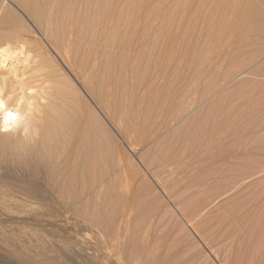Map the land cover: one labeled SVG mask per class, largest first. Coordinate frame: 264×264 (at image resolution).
I'll return each instance as SVG.
<instances>
[{
  "label": "bare ground",
  "instance_id": "1",
  "mask_svg": "<svg viewBox=\"0 0 264 264\" xmlns=\"http://www.w3.org/2000/svg\"><path fill=\"white\" fill-rule=\"evenodd\" d=\"M131 1L133 3L134 0ZM131 1H126L128 2L127 7L133 9L135 12H132L133 10L131 9V11H129L127 7L126 9H128L131 14L134 13L133 15L137 18H139L138 15H136L138 13L139 16H141V20H145V18L147 19V16L151 14L152 11H149L148 9V11L146 10V15H148H142V13L145 14L144 7H147L145 6L146 4L144 7L140 8L143 10L142 12L139 11V7H141L139 5L141 4V2H139L140 0H135L138 1V7H135L134 3L131 4ZM182 1L183 8H181L183 9V19H181L183 23V58L180 57L183 59L181 61L183 62V78L180 82L182 85L179 86L177 84L178 81H176L177 83L174 81L182 88V99L178 100V104L177 101H175L177 107L174 106L176 107V110L175 115L173 116L175 119L181 120V123L178 124L182 125H179L178 127L182 126L183 128L181 127L182 129L180 135H178V139L176 140L177 137H174L175 141L173 140V143H178H174V145L172 143V145L170 144L167 146L163 142L164 146L160 149L161 154L158 153L159 148L161 147L160 144V146L154 148L158 154H150L149 152V156L147 154L145 155L147 156V161L145 162L146 164L144 168L148 167L147 171H149L150 168L151 171L154 169L152 175H155V178H153L157 180L158 184L160 180L164 181L165 179L166 181L168 175L173 174L179 176L180 178H176L180 180L181 177L188 176V168L195 167L196 170L192 169L194 172L191 171V169V172L189 171L190 173L193 172L197 175V178H194V182H196L192 186L195 191V199L188 200L189 203L186 204L184 210L191 216H185L192 217V219L193 217L197 218V221L195 218L194 220L196 223L199 222V226L200 223L202 225L204 224L203 229L205 228V231L210 229L212 231L215 230L214 235L212 232H209V235L212 234L210 236H213V238L215 236L217 237H215L217 241L212 238L215 240V242H213L216 243L220 240L219 243L222 246L224 245V248L228 251L227 254L225 253V250L224 253H220L221 255L226 254V259L223 264H264V0ZM118 3L119 0H0V104H2V107H0V172L1 170L4 171L3 174L2 172L0 173L2 174L0 175V197L5 199L8 198V196H14L16 194L19 199L20 197L27 199L28 203L31 202L30 200L34 201L33 203L37 201L36 203L38 204H40L41 201L47 202L46 200H52L51 202L57 201L60 204L63 203L65 210L70 213L69 215L74 214L73 216L75 217L76 215L78 218L81 217L85 223H88L93 229L95 228V231L96 229L97 231H100V235L101 233L105 234L104 237L107 238V243L105 242L106 244L104 243V246L106 245V249L108 247L107 244L109 247L111 246V248H113L112 250L115 251V257L120 253L118 258L122 255L124 256L123 259H126L131 264H144V262L147 261L150 264V260H152L153 257V251L149 255L148 253L151 250L145 251V253L147 252V256L143 259L142 254L139 255V253H136V250L134 249L136 246L132 247L135 252L134 250L131 251L132 249L130 250L131 246L128 244L130 239L128 240V243L126 242V239L124 241L130 246L129 249L125 246L129 251L125 254L120 252L122 251L121 249L123 248V245H121V249V246L118 247V245L120 244L122 233L126 226L125 224H127L126 218H130L128 217V211L130 210L125 211L126 208L121 207L120 203L119 207L123 210L121 211L119 209L120 211H118V208H116L118 205L114 202V196H112L113 198L110 196V194H112L110 191L112 190H110L109 187H112V185L103 183V180L106 179V177L103 178L104 162H102L104 155H113V150L115 151L114 147L116 146H114V140L111 138V134H109V131L107 130L108 128L106 129L102 120L99 119L98 114L94 112L95 109L92 111L90 107L88 108L89 105L84 100L81 90L73 81V79L78 81L79 77L82 76L84 82H87L89 78L85 76L84 72H87L90 67L95 69L98 67L95 71H100L101 76L102 74L104 77L106 75L107 77L105 78H107V80H109L110 75H112L111 72L117 71L118 69L119 72L121 68L122 71H124L125 67H127L126 70H128L131 77L125 76L123 80L130 78L128 80L130 84L129 82H125L123 88L119 86L124 92L123 96H126L123 102L118 100L120 101L118 106L121 107L117 106L119 111L121 109V111L126 113L125 116L131 112L129 113L131 117L132 113L134 116L137 113L140 116L139 112H142L141 114H147V111L152 108V110L148 111V115L153 114L154 112L157 113L158 111H161V113L165 111V115H168L166 114V106H168L166 105V94L169 92L162 88L163 90L161 89V91L164 92L158 93L160 88L165 85V82H167L165 80L167 77L165 79H162V76L158 78L160 72L154 76L150 75L153 73V70L157 72L161 71L162 73V68L164 69L165 65H168L167 62L162 60L161 63L160 61L157 62L158 65L153 62V65L148 64V61L144 60L147 64H143V62L140 63L142 59H150L152 56L157 57V55L160 56L159 54H161V56L163 55V52L157 48V45L154 47V50L155 48L158 49L157 52L151 50L153 45L151 46L152 48L149 47L150 44L148 43V40L151 42L156 36L153 37L155 34H151L152 40L148 37L146 39V35H144L145 37H142L144 40L146 39L145 43L147 42L149 45L148 47L150 48L146 52L142 51L141 46L144 43L141 45V42H139L140 39H135V37H133L134 35L132 31H134L135 27L133 26V29L130 27L132 35L128 34L127 29H124L125 24L122 25L121 21L124 18L121 19L122 16L119 14L121 12L123 15V10L120 11V7L121 5L123 7V4L119 7ZM129 3L130 7L128 6ZM12 4L26 15L24 16L29 19L34 27H30L28 22H26L23 16L15 10L16 8H14ZM132 5L133 7H131ZM91 6H97L98 10H102V13L106 10L104 13L107 15L104 14L105 16L103 17L101 15L102 13L96 14L100 12H97L96 9L95 14L97 16H93L91 13L93 17L96 16L95 19H93L90 16V11L92 10L90 9L92 8ZM136 8L139 9H137L139 12L135 10ZM126 11L124 14L126 13L125 15H128L129 17L130 14ZM88 13L89 17L92 18H89L91 19L89 21L87 18ZM134 16L133 18L132 16L129 17V21L127 20L128 23H123L129 24L130 26V19H134L137 22L134 21L133 23H137L138 25L141 20L139 19L140 21H138ZM142 16L144 19H142ZM150 17L152 16L150 15ZM118 19L121 21H119L121 23L120 26ZM143 22L144 21H142V23ZM116 23H118L117 27L121 28V26H124L122 29L123 32L119 29L121 31V36L118 34L119 32L115 34V32L118 31V28L115 25ZM146 24L148 25V21ZM143 25L144 23L142 26ZM147 25H144L145 28L143 26L142 29L137 28L140 29V31L145 29L143 32L148 35L146 30ZM139 27H141V25H139ZM149 27L151 26L149 25ZM92 29L96 31H93V34H91L92 32L90 33L91 40L102 38L101 43L96 45V43H91L92 41H88L89 39L86 38L87 42H85V45L82 44L84 47L81 46L82 41L85 39L83 35L85 34L87 37L84 32L91 31ZM106 29L109 30L104 34V30L106 31ZM143 32L142 35L144 34ZM136 37H138V35ZM160 39L162 41V36ZM46 45L48 47H46ZM145 47L148 49L147 46ZM180 47L181 46H179V48ZM81 48H84L82 54L79 53ZM171 51L173 52V49ZM120 52H122V56H125V52L127 53L125 56L128 59L126 65L122 63L125 57L124 59L122 58V60L119 58V55H121ZM54 55L59 57L63 67L54 60ZM170 55H172V53L169 54V56ZM155 60L156 59H154V61ZM169 61L171 60L169 59ZM139 63L140 65H143L138 66ZM177 63V65L175 64L176 67L180 62ZM179 67L180 66H178L177 69H179ZM165 70L166 69H164V71ZM141 72H146L145 74L148 76L146 77L144 74L142 75ZM124 73H126V71ZM124 73L123 76L125 75ZM128 73L126 74L128 75ZM178 73L179 72H177V75L180 77L182 73ZM33 74L39 75L37 77H31ZM121 74L119 77H121ZM139 74L140 76H135ZM164 74L166 75V73H162L161 75ZM177 75L175 74V76ZM119 77L117 73V78ZM99 78L97 79L99 80ZM105 78H102L99 82L97 80L98 88L96 87L97 96H95V99L98 97L97 101H101L103 97L106 96L104 90H107V87L110 86L111 88L112 85L111 83L108 85V82L112 80L116 83L112 78H110V81H107ZM123 80L119 81L124 83L126 80ZM127 84H129V87H126ZM119 87L117 88L120 91L121 88ZM164 87L166 88V86ZM112 88H116V85ZM177 89L179 90V88ZM108 91L109 88L107 93ZM110 92L113 93L114 91L112 90ZM110 94L108 96H110ZM150 98L154 100L152 101V104L159 103L155 104V106H159V109L156 108L157 106L155 107L153 105V107L150 101L148 103ZM167 98L171 99V96L170 98ZM113 102L116 103L115 100H113ZM141 102H145L144 106L150 104V108L149 105L148 108L140 107L139 105H141ZM104 103L106 104V101H104ZM106 105L104 106V111L109 113L110 119L113 121L122 119L120 116L122 117L124 114H120L117 107H113V103L111 104L112 106L109 104L110 107L107 105V109ZM153 108H156V111ZM139 109L148 110L141 111ZM172 110L170 111V114H174L172 113L174 112ZM133 111H135V114ZM136 111L138 112L136 113ZM151 111L152 113L149 114ZM8 113H11L14 119H10ZM116 113L120 114L119 118ZM148 115H146V119L149 118ZM159 115L164 116L160 113ZM154 116L155 113L149 121H156V117L158 116H155V120L153 121ZM130 117L128 115L127 118ZM172 117H170V120H172ZM142 119L145 121V118ZM164 119L167 120L166 116L163 118V121ZM117 121L116 123L118 125L119 123H122V121ZM125 121H127V119H124V122ZM163 121L159 122L161 125L154 123L156 126L159 125L163 127ZM145 122L142 121V123H140L141 127L143 124L144 129L142 127V130L144 133L141 132V134L143 133L141 136L142 139L135 138L137 139V142L138 140L143 141L145 138L144 136H153V134L151 135L149 132L147 133V131L150 130L146 131V126L148 125H145ZM175 122L176 121H174V123ZM148 123L146 122V124ZM122 124L124 126L125 123ZM129 124H125L124 128ZM166 124L167 123L164 125ZM165 127L167 128L168 126L166 125ZM176 128L174 127V129ZM177 129L180 130V128ZM157 132L158 130L156 129L155 134H157ZM146 133L147 135H145ZM171 134L176 135L175 131L172 133V130ZM124 136L125 135H123V137ZM171 137L172 135H170V138ZM135 139H133L134 142ZM144 140L151 141L148 138H145ZM130 143L131 142H129V145ZM131 147L132 146H127L129 152L133 155H137ZM152 151L154 152V150ZM115 153V155H117V164L120 166L123 160L119 155V151H115ZM138 162L143 165V161L140 157H138ZM114 164H116V162ZM193 165H197V168ZM124 166L121 165L120 167H123L125 170ZM166 173L168 175H166ZM176 173L181 174V176ZM164 175L166 177H162ZM175 176L172 177L175 179ZM193 177L194 176L192 175V178ZM184 178L182 180H184ZM179 183L177 186L180 185ZM186 183L188 184L187 181ZM190 183L191 182H189V184ZM143 184L145 183L143 182ZM187 184L185 186H187ZM103 185L104 187L105 185L108 187L106 186V189H104ZM113 185L114 188H117L115 187V183ZM184 189H181V191ZM191 189L188 188V192H190ZM146 190L148 189L146 188L145 191ZM106 192H109V194ZM115 194L116 193H114V195ZM151 195L150 197H152ZM178 196L180 197L181 195ZM109 197H111V199H109ZM148 197L149 196H146L145 200L149 199ZM181 197L183 198V196ZM107 198L111 201L113 199L112 203L114 202L117 206L115 204L114 206L112 205L113 207H111L113 209L110 210V212L109 209L106 208L108 214H103L102 212L99 214L100 210L99 213H97L98 202L104 200L103 202H100L101 204L104 203L103 207H108L105 204H112L105 203L109 201L105 200ZM116 199L115 201H118L119 197L117 200ZM21 200L23 201V199ZM59 203L55 202L58 207ZM93 204H96L97 206H94ZM101 204L99 207L103 205ZM139 205L140 204H138V206ZM94 207L97 208L96 211ZM134 209L136 208L134 207ZM105 210L102 211L104 212ZM182 213H184V211ZM181 214L179 213L182 217ZM190 221H187V224L188 222L190 223ZM141 224L142 223H140V226ZM133 225H131V228H134ZM188 226H191V224H188ZM127 230L129 229L127 228ZM198 230L196 232H198ZM97 231L96 233H99ZM131 232H133V230ZM129 233L128 237L131 235H129ZM145 233H147V230ZM146 235H148V233ZM99 236L97 237L98 239ZM21 237L23 236L21 235ZM93 237L95 238L96 235ZM104 237L102 238L103 241H105ZM143 237L146 238L144 235ZM156 237L157 236L154 238ZM135 238L138 239L137 234L135 235ZM141 238L139 239V243L140 240L143 241V238ZM122 239L124 238L122 237ZM39 240H37V244H39ZM202 240L203 239H201V241ZM42 241L45 242L44 240ZM103 241H101V244ZM132 241L134 242V239ZM147 241L145 243H149ZM97 242H99V240ZM136 243L137 245L139 244L138 241L134 242L135 245ZM28 244L30 245V243ZM43 244L35 245L36 247L34 248L32 243L33 246H31L34 249L33 251H30L32 255H30V252L28 253V249V251H25L26 257L31 259L33 256L37 258L36 256L39 254L41 255L40 252H46L44 249L47 247L43 248ZM209 246L210 244L208 247ZM146 247L147 246H145V248ZM62 248L63 246L60 249ZM102 249L104 250V248ZM112 250H110V254ZM113 251L112 253H114ZM77 253H79V251ZM82 255L84 256V254ZM143 255H145L144 252ZM216 255L218 256L217 253ZM44 256L45 255H43L44 259L46 256L49 258V254L45 257ZM155 256H157L156 252L153 258H155ZM159 256H157V260ZM35 258L34 260L36 262L37 260ZM47 258L45 259L46 261ZM121 258H119L118 261ZM162 259L160 260L162 261ZM48 260L50 261V259ZM38 261L40 262V260ZM125 261L123 260V262ZM32 262L34 261L32 260Z\"/></svg>",
  "mask_w": 264,
  "mask_h": 264
},
{
  "label": "rangeland",
  "instance_id": "2",
  "mask_svg": "<svg viewBox=\"0 0 264 264\" xmlns=\"http://www.w3.org/2000/svg\"><path fill=\"white\" fill-rule=\"evenodd\" d=\"M5 1V0H4ZM125 1V2H124ZM127 0H121V2H120V0H119V3H118V6L120 7V5L121 4H123V7H122V5H121V9H120V11L121 10H123V15L121 14V12L119 13L121 16H122V18H121V16H120V18L121 19H123V20H121L122 21V25L123 24H125V28H124V26L122 27L121 26V28L120 27H117L118 25V23H119V26H120V18L118 19V23H116L115 25H116V27L118 28L117 30L118 31H116L115 32V34H117L118 32V34L120 35L121 34V31L120 30H122L123 28L126 30H128L127 32H128V34H131L132 35V32H133V37H135V39L137 38V39H140L141 40V38L144 36V35H146V39H147V37L149 38V39H151L152 40V35L151 34H155V35H153V37L154 36H156V38H157V40H156V38L154 37V39L150 42V40H148V43L150 44V46L148 45V43L146 44L145 43V41H146V39L144 40L143 38H142V40L140 41L139 40V42H141V47H142V51H144V52H146L147 50H149L150 48L149 47H151L152 45H153V48L151 49V50H154V47H156L155 45H157V48L161 51V52H163V55L161 56V54H159L160 56H158L157 55V57L156 56H152L150 59H142L141 60V62L140 63H142L143 62V64L144 63H146V62H144V60L145 61H148V64H153L154 65V63L156 64V65H158L157 64V62H159L160 61V63L162 62V60L163 61H166L167 62V64L168 65H165V68L164 69H166L165 71H164V69L162 68V73H166V75L164 74V75H161L162 73H161V71H154L153 70V73L152 74H150V75H157L159 72H160V75H159V77L158 76H156V77H158V78H160V76H162V79L164 78H166L165 80L168 82H165V85L164 86H166V88L164 87V86H162L161 88H160V90H159V92L158 93H160V92H162L161 91V89L162 88H164L165 90H167L168 92H166V93H168V94H166V105H168V106H166V114H168V115H165V111L164 112H162L161 113V111H158L160 114H163L164 116H161V115H159V113H158V115L159 116H161V117H159L158 115H157V113L156 112H154L155 113V116H158L159 117V120H158V117H156V121H154L155 120V116L153 117V121L157 124H159V125H161L159 122L160 121H163V118H165V116H166V118H167V120H165L164 119V124L165 123H167L166 125L168 126L167 128L165 127L166 125H164L163 124V122H162V125H163V127H165V128H163L162 126H156V124L154 123V122H152V120L151 121H149V119H152V115H154V113L153 114H150V113H152V111L151 112H149V114L151 115H148V111H150V110H152V108L151 109H145V110H148L147 111V114L146 113H143V114H141L142 112H139L140 113V116L138 115V111L139 110H143V109H139L138 111H136V113L137 114H135V111H133L134 112V114H135V116L133 115V113L131 114V117H130V114L129 113H131V112H127L128 114L125 116V114L126 113H124L123 111H121V109H120V111H119V109H118V107H120V106H118V104H119V102L121 101V102H123L124 101V99H125V97L123 96L124 95V92H123V90H122V88L124 87L123 85L125 84V82H129L128 80L130 79V78H128V79H124V80H126V81H124L123 80V78H125V76L126 77H131L130 76V74L128 73V70H126V68L127 67H125V70L124 71H122V68L120 69V71L118 72V70L117 71H114V72H111V74L112 75H110V77H109V80H107V78H105V77H107L105 74V77L103 76V74H102V76H101V73H100V71H95L96 69H98V67H96V69L95 68H89L88 70H87V72H84L85 73V76L87 77V78H89L88 79V81L87 82H84V80L82 79V76L81 77H79V79H78V81L77 80H74L73 79V81H74V83L76 84V86L81 90V92H82V94H83V98H84V100L87 102V104L89 105L88 106V108L90 107V109H92V111L94 110V112L96 113V114H98V116H99V119H101L102 120V122L104 123V125H105V127H106V129L109 131V134H111V138L114 140V146H116V147H114L115 148V151L117 152V151H119V155H120V157H121V159L123 160L122 162H121V165L122 166H124L125 167V170L123 169V167H120L118 164H117V155H115L116 153H115V151L113 150V155H104L103 157L106 159H102L103 161L102 162H104L103 164H104V177L103 178H105L106 177V179H104L103 181V183L104 184H110V185H112V187H109L110 188V190H112V191H110V192H112V194H110V196L112 197V196H114V202L118 205V207H116L117 205L113 202L112 203V201H113V199H112V201L111 200H109V199H111V197H109V199L107 198V199H105V200H109L108 202H105V203H112L111 205H108V204H105V205H107L108 207H103L104 206V203H100V202H103V201H100V202H98L97 203V205H98V209L97 208H95V211H96V209H97V213H99V210H100V213L99 214H101V212L103 213V214H108V210L106 209V208H108L109 209V212H110V210H112L113 208V206H114V204L116 205L115 207L116 208H118V211H122L123 209L121 208V207H124V208H126L125 209V211H128V210H130V211H128V213H129V215H128V217H130V218H126L127 219V224H125L124 226H125V228L124 227H122V228H124V234L122 233V237L124 238V239H122V237H121V240H120V244L118 245V247H120L121 245H123V248H122V246L120 247V249L123 251H120L121 253H127L129 250V248H130V246H131V248H130V250L131 251H133L134 249L136 250V253H139V255H141L142 254V258L144 259V257L145 256H147V252L145 253V251H150L149 253H148V255L149 254H151V252H152V256L154 257V255H155V252H156V254H157V256H159V255H161V256H159V257H161V258H159L158 257V260L156 259L157 258V256H155V258H153L152 256V260H150V264H155V263H157V264H223L224 262H225V255L227 254V249H225L224 248V245L222 246L219 242H220V240H218V242H216V243H214L215 242V240L217 241V239H215V237L213 238V236H210V235H212V234H210L209 235V232H212L213 233V235L215 234L214 232H215V230L214 231H212L211 229L210 230H207V231H205V228L203 229V225L200 223V226H199V222H197L196 223V221H197V218H195V217H193V219H192V217H189V216H191V215H189V213L188 212H185V206H186V204L187 203H189V201L190 200H194L195 198V191H194V188L192 187L193 185H194V183L196 182H194V178H197L196 176V174L195 173H193L194 171V169H195V167L193 168V167H190V168H188V176H183V178H184V180H182L183 178L181 177V179L179 180L178 178H180L179 176H175V174H173V175H168L169 174V172H168V174L166 173V175H168V177L166 178V181H165V179H164V181H162V180H160V182L162 181V183L160 184V182L157 184V180H155L154 178V174L152 175V171L154 170H152L151 171V168L149 169V171L151 172H149V171H147L148 170V167H145L144 168V166H145V162L147 161V156H145L146 154L148 155L149 154V152H150V154H153V153H157L156 151H155V147L156 146H160V144H161V147L159 148V151H158V153H160L161 154V148H162V146H164V144H166L167 146L168 145H172V143H173V140L175 141V139H174V137L176 138V140L178 139V135H180V132H181V129L183 128L182 126H180V127H178L179 125H182V124H178V123H181V120H178V119H175V117L173 116V115H175V108L177 107L176 106V102L175 101H177V104H178V100H181L182 99V88L181 87H179V86H181L182 84L180 83L181 81H182V78H183V62H181L183 59H181V58H183V33H182V31H183V27H182V25H183V23H182V17H183V6H182V3H183V1L182 0H138L139 2H141V4H139L141 7H139V9L140 8H142V7H144V5L145 6H147L146 8L144 7V12H145V14L144 13H142V15L144 16H147L146 15V10L148 11V9H149V11L151 10L152 12H151V14H149L148 16H149V18H148V16H147V19L145 18V20H147L148 21V25L146 24L147 23V21H145V20H141V16H139V14L137 13L136 15H138V17L139 18H137V17H135L133 14H131L129 11H131V10H133V9H129L128 7H127V3L129 2V0H128V2H126ZM131 1V0H130ZM138 1H133V3H134V5H135V7H138V5H137V3H138ZM131 4H133L132 3V1L130 2ZM130 3H129V7H130ZM136 3V4H135ZM97 5V4H96ZM137 5V6H136ZM143 5V6H142ZM12 6L14 7V8H16L15 10L21 15V16H23V18L26 20V22H28V24L30 25V27H34L32 24H31V22L29 21V19H27V17H25L26 15L25 14H23L17 7H15V5H13L12 4ZM95 6V5H94ZM94 6H91L92 8H90V9H92L91 11H90V16L93 18V19H95V17L97 16L96 14H101L102 12V10H98V8H97V6L96 7H94ZM124 7H125V9H124ZM126 7L129 9V11H128V9H126ZM131 7H133V5L131 6ZM134 7V8H135ZM182 7V8H181ZM94 8V9H93ZM97 9V10H96ZM138 8H136L135 10H137ZM138 9V10H139ZM95 10L97 11V12H99V13H96L95 14ZM127 10L128 12H129V17H131L132 16V18H133V16H134V18H137V20L138 21H140L139 23H138V25H137V21L136 20H131L130 19V21H131V23H130V26H129V24H126V23H123V22H127L128 23V21H129V17H128V15L126 16L125 14H124V12ZM137 10V11H138ZM182 10V11H181ZM104 11H106V10H104ZM104 11H103V13L101 14L103 17L105 16V15H107V14H105L104 13ZM126 11V12H127ZM139 11H142L143 12V10H139ZM138 11V12H139ZM94 12V13H93ZM132 12H135L134 10L132 11ZM91 13L93 14V16L94 15H96L95 17H93L92 15H91ZM107 13V12H106ZM141 13V12H140ZM149 13V12H148ZM105 14V15H104ZM128 14V13H127ZM25 15V16H24ZM124 15H125V17H124ZM141 15V14H140ZM150 15L152 16V17H150ZM118 16V15H117ZM143 16H142V19H144L143 18ZM91 17H89V13H88V21L89 20H91L92 18ZM119 17V16H118ZM117 17V18H118ZM126 17H127V19H126ZM89 18H91V19H89ZM182 18V19H181ZM126 19V20H125ZM140 19V20H139ZM149 19V20H148ZM128 20V21H127ZM120 21V22H119ZM134 21H136L135 23L136 24H134L133 22ZM142 21H144L143 23H144V25L146 26L147 25V27H146V30H147V32H148V35L147 34H145L143 31L145 30V29H143L142 31H140V29H142V27L144 26H142ZM150 23V24H149ZM126 25H128V26H126ZM136 25V26H135ZM139 25H141V27H139ZM149 25L151 26V27H149ZM162 25V26H161ZM163 25H164V27H163ZM133 26L135 27V29H134V31H132L131 32V29H130V27L133 29ZM145 26H144V28H145ZM127 27V28H126ZM128 27H129V29H128ZM140 28V29H138V28ZM182 28V29H181ZM33 29H35V28H33ZM110 29H111V27H110ZM120 29V30H119ZM164 29H165V31H164ZM108 30L109 29H106V31L104 30V34H106L107 32H108ZM125 30H124V32H125ZM140 33H138L137 31ZM93 31H96V30H91V31H86V32H84V33H86V35H87V37L85 36V34L83 35V34H81V35H83V37H85V39L82 41V43H81V46H83L84 47V45H85V42H87L86 40V38H88L89 40L88 41H92L91 43H93L94 42V44L96 43V45H99L100 43H101V40H102V38L101 39H93V40H91V38H90V35L91 34H93ZM164 31V32H163ZM92 32V33H91ZM122 32H123V30H122ZM130 32V33H129ZM137 32V33H136ZM142 32L144 33L143 35H142ZM146 32V31H145ZM161 32V33H160ZM88 33H89V37H88ZM91 33V34H90ZM163 33V34H162ZM158 34H160V35H158ZM80 35V36H81ZM138 35V37H136ZM121 36V35H120ZM159 36V37H158ZM161 36H162V41H161ZM82 37V36H81ZM132 37V38H133ZM160 39V40H159ZM163 39H164V41H163ZM144 40V41H143ZM166 41V42H165ZM156 43V44H155ZM82 44H84V45H82ZM165 44H166V46H165ZM139 45H140V43H139ZM145 46H147V48L148 49H146V47ZM149 46V47H148ZM163 46H165V47H163ZM179 46H181L180 48H179ZM46 47H48L47 45H46ZM146 49H144V48ZM163 47V48H162ZM157 48H155V50L154 51H156L157 52ZM166 48V49H165ZM169 48V49H168ZM177 48V49H176ZM84 49V48H83ZM82 48L79 50V53L80 54H82L83 52H84V50H83ZM123 49V48H122ZM173 49V52L171 51ZM83 50V51H82ZM162 50H165V51H162ZM153 51V52H154ZM159 51V52H160ZM167 51V52H166ZM177 51V52H176ZM179 51V52H178ZM124 52V51H123ZM158 52V53H159ZM165 53V54H164ZM167 53V54H166ZM171 54L172 53V55H170L169 56V54ZM120 54L121 55H119V58L122 60V58L124 59V57L127 55V53L125 52L124 53V55L125 56H122L123 54H122V52H120ZM179 54V55H178ZM169 56V57H168ZM174 56V57H173ZM160 57H162V58H160ZM166 59H165V58ZM167 57H168V59H167ZM181 57V58H180ZM54 60H56L62 67H63V65L61 64V61L59 60V57H57V55H54ZM129 58V57H128ZM177 58V59H176ZM178 58H180V59H178ZM153 59V60H152ZM154 59H156L155 61H154ZM158 59V60H157ZM159 59H161V60H159ZM165 59V60H164ZM169 59L171 60V61H169ZM175 60H176V62H175ZM126 62H128V59L125 57V59H124V61H122V63L124 64V65H126ZM154 62V63H153ZM166 62H164V63H166ZM175 62V63H174ZM177 62H180V64L178 65V66H180L179 67V69H177V67H176V65L178 64ZM140 63H139V65L138 66H141V65H143V64H141L140 65ZM169 63H170V65H169ZM173 63V64H172ZM147 64V63H146ZM176 64V65H175ZM172 66V67H171ZM164 67V66H163ZM168 68V70H167V68ZM182 67V68H181ZM64 69H65V67H64ZM174 69V70H173ZM171 70H173V71H171ZM89 71V72H88ZM126 71V73H128V75L126 74V73H124ZM175 71V72H174ZM91 72V73H90ZM95 72V73H94ZM116 72V73H115ZM125 74L124 76H123V73ZM177 72H179L178 74H181L180 75V77H178L179 75H177ZM97 73V74H96ZM98 73H100V74H98ZM117 73H118V77L120 76V74H121V77H122V80L124 81V83H121L120 81H122L121 80V77H119V78H117ZM120 73V74H119ZM146 72H144V73H142L141 72V74L143 75H145L146 77L148 76V75H146L145 74ZM169 73H170V75H169ZM175 73L177 76H175V74L173 75V74ZM86 74H88V75H86ZM89 74H93L92 76L91 75H89ZM96 74V75H95ZM116 74V75H115ZM147 74H148V72H147ZM39 74H33V75H31V77H37ZM100 75V76H99ZM173 75V76H172ZM89 76V77H88ZM94 76V77H93ZM113 76H115V77H113ZM136 77L137 76H140V74L139 75H135ZM144 76V77H145ZM174 76H175V78H174ZM100 77V78H99ZM113 77V78H112ZM143 77V76H142ZM177 77V78H176ZM97 78H99V80L97 79ZM102 78H105L107 81H110L111 79L110 78H112L116 83H114L112 80L110 81V82H108L107 84L109 85L110 83H111V88H110V86L109 87H107V90H108V88H109V91H108V93L110 94V96H108L109 94L107 93V90L105 89L104 91L106 92V96L105 97H103V99L100 101H97L98 100V97H96L97 99H95V96H97V93H96V90H97V88H98V82L102 79ZM174 78V79H173ZM37 79V78H36ZM35 79V80H36ZM39 79V78H38ZM171 79V80H170ZM173 79V80H172ZM97 80H98V82H97ZM118 80V81H117ZM120 80V81H119ZM161 80V79H160ZM36 81H38V80H36ZM76 81V82H75ZM90 81V82H89ZM106 81V82H107ZM176 81H178V85L175 83ZM78 82V83H77ZM160 82H162V81H160ZM94 83H97V84H94ZM114 85H113V84ZM78 84V85H77ZM129 84H130V82H129ZM129 84H127V86L126 87H129ZM171 86H170V85ZM116 85V88H112L113 86H115ZM173 85V86H172ZM177 85V86H176ZM83 86V87H82ZM88 86V87H87ZM89 86H90V88H89ZM119 86H121V87H119ZM169 86V87H168ZM176 86V87H175ZM97 87V88H96ZM117 87H119V88H121V90L119 91V89L117 88ZM176 88V89H175ZM177 88H179V90L177 89ZM181 88V89H180ZM91 89H93V90H91ZM114 91L113 93L112 92H110V91H112V90ZM116 89V90H115ZM163 90V89H162ZM173 90V91H172ZM90 91V92H89ZM91 91H93V92H91ZM116 91H117V93H116ZM121 91H122V93H121ZM86 92V93H85ZM120 92V93H119ZM164 92V91H163ZM162 92V93H163ZM172 94H171V93ZM181 94H180V93ZM115 93V94H114ZM93 94H95V95H93ZM118 94H120V95H118ZM175 94V95H174ZM176 94H178V95H176ZM114 96V99H113V96ZM122 95V96H121ZM169 95V96H168ZM173 95V96H172ZM94 96V97H93ZM170 96H171V99H172V101H171V99H168L167 97H169L170 98ZM112 97V98H111ZM122 97H124V98H122ZM173 97V98H172ZM180 99H179V98ZM122 98V99H121ZM105 99V100H104ZM97 102H96V101ZM112 100V101H111ZM113 100H115V102L117 103H114L113 102ZM118 100H120V101H118ZM104 101H106V104L109 106V104H110V106H112L111 104L113 103V107L114 106H118L117 107V109H118V111H119V113L120 114H124V115H122V117L120 116V114H117V116H118V118H119V116H120V118H122L120 121L118 120H116L117 122H121L122 121V123H125V124H129V122H130V124L129 125H127L125 128H124V126H125V124H124V126H123V124L122 123H119V125L116 123V121H113L112 119H110V116H109V113L107 112V111H104L105 110V103H104ZM110 101V102H109ZM146 101H147V99H146ZM149 101H150V103L152 104V101H154V100H152L151 98L148 100V103H149ZM170 101V102H169ZM102 102V103H101ZM181 102V101H180ZM95 103H96V105H95ZM98 103V104H97ZM143 103V104H142ZM144 103L145 102H141V105H139L140 107H142V108H145V107H147L148 108V105H149V108H150V104H148L147 102V106H144ZM172 103H174V104H172ZM115 104V105H114ZM155 104H159V103H155ZM155 104H152V106L154 105L155 106ZM107 105H106V109H107ZM146 105V104H145ZM109 106V107H110ZM153 106V107H154ZM157 106V105H156ZM155 106V107H156ZM174 106H176V107H174ZM94 107V108H93ZM159 106H157L156 108H158ZM169 107V108H168ZM172 107V108H171ZM100 108V109H99ZM121 108V107H120ZM122 108H124V107H122ZM156 108H153V109H155V111H156ZM159 109V108H158ZM172 109H174V110H172ZM145 110H143V111H145ZM167 110H169V111H167ZM174 111V112H172V113H174V114H170L171 112L170 111ZM123 112V113H122ZM108 113V114H107ZM102 114H103V116H102ZM145 114V115H144ZM170 114V115H169ZM128 115H129V117L131 118H127L128 117ZM145 116V117H143V116ZM146 115H148V119H146L147 117H146ZM105 116V117H104ZM173 116V117H172ZM126 117V118H125ZM170 117H172L171 119L172 120H170ZM127 119V121H125L124 122V119ZM142 118H145V121L148 123V121H149V123L148 124H146V122L142 119ZM161 118V119H160ZM173 118H174V121H178L177 123L175 122L174 123V121H173ZM108 120V121H107ZM128 120H129V122H128ZM133 120V121H132ZM141 121V122H140ZM142 121L143 122H145V125H148V126H151V127H148V126H146L145 128H146V131L147 130H150V131H147V133L149 132L151 135L153 134V136H154V134H155V132H156V129L158 130V132H157V134H155V136L153 137V136H151L150 137V135H148L149 137H146V136H144L145 138H148V139H150L151 141L149 142V140L147 141V140H144L143 139V141L142 140H138V142H137V139H135V138H140V139H142L141 138V136H142V134L144 133L143 132V130H142V127H143V124H142V127L140 126V123H142ZM110 122V123H109ZM127 122V123H126ZM131 122H132V124H131ZM151 122V123H150ZM114 123V124H113ZM116 123V124H115ZM174 123V124H173ZM183 123V122H182ZM168 124H170V125H168ZM178 124V125H177ZM116 125H117V127H116ZM144 125V126H145ZM174 125H176V126H174ZM119 126V127H118ZM141 127V129H140V127ZM170 126V127H169ZM123 127V128H122ZM134 127V128H133ZM153 127V128H152ZM163 129H162V128ZM174 127L176 128H180V130H178L177 128V130L176 129H174ZM182 127V128H181ZM118 129V130H117ZM123 129V130H122ZM129 129V130H128ZM130 129H132V130H130ZM143 129H144V127H143ZM168 129H170V130H168ZM122 130V131H121ZM128 132H127V131ZM163 130H166V131H163ZM171 130H172V133H173V131H175V133H176V135H174V134H171ZM121 133H120V132ZM141 132H143L142 134H141ZM151 132H153V133H151ZM119 133V134H118ZM124 133V134H123ZM126 133V134H125ZM147 133L145 134V135H147ZM125 135L124 137H123V135ZM129 134V135H128ZM159 134V135H158ZM164 134V135H163ZM113 135H114V137H113ZM122 135V136H121ZM170 135H172V139L170 138ZM120 136V137H119ZM156 136H158V137H156ZM127 137H129V138H127ZM131 138V139H130ZM154 138V139H153ZM165 138V139H164ZM170 139V142H169V139ZM133 139H135V142H134V140ZM162 139V140H161ZM132 140V141H131ZM128 141V142H127ZM129 142H131L130 143V145H129ZM137 142V143H136ZM140 142V143H139ZM163 142H164V144H163ZM174 143H178V142H174ZM174 143H173V145H174ZM127 146H132L131 148L134 150V152H136L137 153V155L135 154V155H133L132 153H130L129 152V150L127 149ZM121 147V148H120ZM135 148V149H134ZM158 148H156V149H158ZM152 150H154V152L152 151ZM122 151V152H121ZM157 153V154H158ZM124 156V157H123ZM149 156V155H148ZM138 157H140V159H142V161L144 162H142V164L143 165H141L139 162H138ZM141 157H143V158H141ZM126 158V159H125ZM109 159V160H108ZM115 160V161H114ZM105 162H106V164H105ZM110 162V163H109ZM112 162H116V164H114V163H112ZM124 162V163H123ZM110 164H111V166H110ZM124 164V165H123ZM137 165V166H136ZM105 166H107V167H105ZM116 166V167H115ZM193 166H196V168H197V165H193ZM128 167V168H127ZM130 168V169H129ZM106 169V170H105ZM127 169V170H126ZM129 169V170H128ZM168 169V168H167ZM190 169H191V171H193L192 173H190L191 171H190ZM193 169V170H192ZM102 170H103V168H102ZM131 170H132V174H131ZM138 170H139V173H138ZM196 170V169H195ZM106 171V172H105ZM128 171H129V173H128ZM190 171V172H189ZM1 172H2V174H3V170H1ZM0 172V173H1ZM109 172V173H108ZM124 173V174H123ZM154 173V172H153ZM183 173V172H182ZM190 173V174H189ZM2 174H0V175H2ZM129 174H131V175H129ZM176 174H179V173H176ZM184 174V173H183ZM187 174V173H186ZM194 176L193 178H192V175ZM180 176H181V174H179ZM152 176V177H151ZM171 176V177H170ZM172 176H175V179H174V177H172ZM190 176V177H189ZM14 177H16V176H14ZM154 177V178H153ZM162 177H166L165 175L164 176H162ZM176 177H178V178H176ZM17 178V177H16ZM170 180H169V179ZM189 178V179H188ZM108 179V180H107ZM110 179V180H109ZM161 179V178H160ZM178 179V180H177ZM190 179H191V181H190ZM105 180H106V182H105ZM174 180V181H173ZM184 181V182H182V181ZM193 180V181H192ZM197 180V179H196ZM112 181V182H111ZM178 181V182H177ZM179 181H180V183H179ZM186 181L188 182V184H189V182H191L189 185L186 183ZM136 182V183H135ZM143 182L145 183V184H143ZM168 182H169V184H168ZM181 182H182V184H181ZM112 183V184H111ZM116 184L115 185V187H117V188H114V185L113 184ZM168 185H167V184ZM175 183H176V185H175ZM180 184V185H178L177 186V184ZM193 183V184H192ZM160 184V185H159ZM187 184V186H185ZM192 184V185H191ZM107 185H105V187L107 186ZM109 185V186H110ZM131 187H130V186ZM147 185V186H146ZM150 185V186H149ZM176 187H175V186ZM182 185H183V187H182ZM191 185V186H190ZM139 186V187H138ZM146 186V187H145ZM149 186V187H148ZM160 186H162V187H160ZM173 186V187H172ZM180 186V187H179ZM188 186H190V187H188ZM103 187H104V185H103ZM104 187V189H106ZM108 187V186H107ZM121 187V188H120ZM126 187V188H125ZM142 187H144V188H142ZM165 187V188H164ZM182 187V188H181ZM191 187H192V189H191ZM137 188H138V190H137ZM148 189V190H146L145 191V189ZM166 190H164V189ZM172 188V189H171ZM184 188H187V189H184ZM188 188L189 189H191V193L190 192H188ZM108 189V188H107ZM121 189V190H120ZM125 189V190H124ZM135 189V190H134ZM181 189H184V190H182L181 191ZM114 190V191H113ZM128 192H127V191ZM119 191V192H118ZM142 193H141V192ZM144 191V192H143ZM150 191V192H149ZM185 193H184V192ZM140 192V193H139ZM147 192V193H146ZM178 192H179V194H178ZM193 192V193H192ZM107 193V192H106ZM114 193H116L115 195H114ZM123 195H122V194ZM125 193V194H124ZM132 193V194H131ZM144 193H146V194H144ZM182 193V194H181ZM190 193V194H189ZM107 194H109V192L107 193ZM135 194V195H134ZM139 194V195H138ZM140 194H142V195H140ZM152 194V195H151ZM175 194V195H174ZM184 194V195H183ZM189 196H188V195ZM194 194V195H193ZM101 195V194H100ZM128 195V196H127ZM150 195L152 196V197H150ZM178 195H181V196H183V198L180 196H178ZM18 196V195H17ZM16 196V194L14 195V196H8V198H2V197H0V264H39V263H43V264H117V263H119V264H122V262H123V260L125 261L126 259H123L124 258V256H122L121 255V257H119V258H121L119 261H118V256H120V253H119V255L117 256L116 255V257H115V251H113L112 249L113 248H111V246L109 247V245L107 244V249H106V245L104 246V243L107 241V238H105L104 236H105V234H102L101 233V235H103V236H101L100 235V231H97V229H96V231L97 232H99V233H96V231H95V228L93 229L88 223H85L84 221H83V219L80 217V218H78L77 217V215H76V217L75 216H73L74 214H71V215H69L70 213L69 212H67V210H65V206L63 205V203H61L62 204V206H61V204L59 203V202H57V201H54V202H51L52 200H46L47 202H44V201H41V203L40 204H38V203H36L37 201H35V203H33L34 201H32V200H30L31 202H27V199H25V198H22V197H20V199L18 198ZM117 196V197H116ZM138 196V197H137ZM140 196V197H139ZM146 196H149L148 198L150 199H146L145 200V197ZM191 196V197H190ZM192 196H193V198H192ZM12 197V198H11ZM107 197H108V195H107ZM118 197H119V199H118ZM124 197H125V199H124ZM130 197V198H129ZM185 197V198H184ZM191 199H190V198ZM113 198V197H112ZM118 199V201H115V199ZM139 198V199H138ZM141 198H143V199H141ZM154 198V199H153ZM10 199V200H9ZM21 199H23V201L21 200ZM116 199V200H117ZM131 199V200H130ZM141 199V200H140ZM175 199H177V200H175ZM26 200V201H25ZM148 200V201H147ZM184 200V201H183ZM189 200V201H188ZM29 201V200H28ZM49 201V202H48ZM111 201V202H110ZM119 201H121V202H119ZM129 201V202H128ZM141 201V202H140ZM146 201H147V203H146ZM155 201V202H154ZM55 202L56 203H59V207H58V205L57 204H55ZM139 202V203H138ZM153 202V203H152ZM184 202H186V203H184ZM194 202V201H193ZM31 203H33V204H35V205H33V204H31ZM43 203V204H42ZM49 203V204H48ZM119 203H120V205H121V207H119ZM122 203H123V206H122ZM37 204V205H36ZM45 204V205H44ZM47 204V205H46ZM102 205V206H100L99 207V205ZM138 204H140L139 206H138ZM148 204V205H147ZM182 204V205H181ZM94 206L96 205V204H93ZM96 205V206H97ZM113 205V206H112ZM153 205V206H152ZM196 205V204H195ZM39 206V207H38ZM61 206V207H60ZM63 206H64V210H63ZM112 206V207H111ZM126 206V207H125ZM153 208H152V207ZM35 207V208H34ZM101 207H103V208H101ZM111 207V208H110ZM132 207V208H131ZM134 207L136 208V209H134ZM138 207V208H137ZM155 207V208H154ZM180 207V208H179ZM91 208H92V206H91ZM101 208V209H100ZM132 210H131V209ZM183 208V209H182ZM41 209V210H40ZM56 209V210H55ZM62 209V210H61ZM106 209V210H105ZM120 209V210H119ZM48 210H50V211H48ZM94 210V209H93ZM102 210H105L104 212L102 211ZM141 210V211H140ZM146 210V211H145ZM150 210V211H149ZM181 210H182V212L184 211V213H182L181 212ZM94 211V212H95ZM131 212H133V213H131ZM33 213V214H32ZM127 213V212H126ZM127 213V214H128ZM130 213H131V215L133 216H131L130 215ZM152 213V214H151ZM179 213L182 215V217H183V219H182V217L179 215ZM40 214V215H39ZM136 214V215H135ZM144 214H146V215H144ZM184 214V215H183ZM149 215V216H148ZM187 215H189L188 217H186ZM142 216V217H141ZM30 217V218H29ZM145 219H144V218ZM149 217V218H148ZM153 217V218H152ZM45 218V219H44ZM143 220H142V219ZM186 218V219H185ZM190 218V219H189ZM194 218L196 219V221L194 220ZM82 219V220H81ZM125 219V220H126ZM142 220V221H141ZM149 220V221H148ZM191 220V221H190ZM83 221V222H82ZM135 221V222H134ZM140 221V222H139ZM146 223H145V222ZM179 221V222H178ZM187 221H190V223L188 222V224H191V226H188V224H187ZM134 222V223H133ZM138 222V223H137ZM148 222V223H147ZM180 222H181V224H180ZM134 225H133V224ZM140 223H142L141 224V226H140ZM183 223V224H182ZM129 224H130V226H129ZM145 224V225H144ZM197 224V225H196ZM71 225V226H70ZM131 225H133V227L134 228H131ZM139 225V226H138ZM136 226V227H135ZM154 226H155V228H154ZM193 226H195V227H193ZM130 227V228H129ZM139 227V228H138ZM127 228L129 229V230H127ZM135 228H137V229H135ZM148 228V229H147ZM150 228V229H149ZM191 228V229H190ZM192 228H193V230H192ZM23 229V230H22ZM32 229V230H31ZM131 229V230H130ZM139 229V230H138ZM153 229V230H152ZM198 229H200L202 232H204V233H202L200 230H198ZM133 230V232H131ZM143 230H144V232H143ZM146 230H147V233H148V235H146L147 233H145L146 232ZM198 230V232H196ZM21 231V232H20ZM26 231H29V232H26ZM33 233H32V232ZM77 231V232H76ZM126 231V232H125ZM128 231V232H127ZM136 231H137V233H136ZM94 234H93V233ZM130 232V233H129ZM151 232V233H150ZM217 232V231H216ZM128 233H129V237H128ZM144 233V234H143ZM150 233V234H149ZM154 233V234H153ZM157 233H158V235H157ZM205 233H208V234H205ZM28 234V235H27ZM37 234V235H36ZM137 234V236H138V239H136L135 238V235ZM197 234V235H196ZM21 235L23 236V237H21ZM24 235H25V237H24ZM29 235H31V236H29ZM39 235V236H38ZM41 235V236H40ZM86 235V236H85ZM94 235H96V237L94 238L93 236ZM100 235V236H99ZM124 235V236H123ZM126 235H127V237H126ZM143 235L144 236H146V238L145 237H143ZM150 235V236H149ZM154 235V236H153ZM199 235V236H198ZM207 237H206V236ZM21 237V238H19V237ZM30 238H29V237ZM34 236H36V237H34ZM99 236V239L97 238ZM143 238V241L142 240H140V243H139V239L141 238V237ZM155 236H157L156 238H154ZM202 236V237H201ZM204 236V237H203ZM30 239H28V238ZM45 237V238H44ZM93 237V238H92ZM104 237V239H105V241H103V238ZM107 237V236H106ZM153 237V238H152ZM200 237V238H199ZM6 238V239H5ZM17 238V239H16ZM25 239V241H24V239ZM37 238H39V239H37ZM141 238V239H142ZM151 238V239H150ZM159 238V239H158ZM206 238H208V239H206ZM215 239V240H213V239ZM217 238V237H216ZM5 239V240H4ZM9 239V240H8ZM32 239H37V240H39L38 241V243L39 244H37L36 242H37V240L35 241V240H32ZM97 239V240H96ZM125 239L127 240L126 242L128 243V240L130 241L128 244H130V246L129 245H127V243L126 242H124L125 241ZM134 239V242H137L138 241V245H137V243H136V245L134 244V242L132 241ZM135 239H136V241H135ZM147 239H148V241H147ZM155 239H157V240H155ZM163 239V240H162ZM201 239H203L202 241H201ZM4 240V241H3ZM32 240V241H31ZM42 240H44L45 242H43ZM99 240V242H97ZM103 241L102 242V244H101V241ZM123 240V241H122ZM145 240V241H144ZM155 240V241H154ZM206 240V241H205ZM210 240V241H209ZM8 243H7V242ZM10 241V242H9ZM12 241V242H11ZM27 241V242H26ZM33 243V245H34V248L37 246V245H40V244H43L44 245V247L43 248H45V247H47V248H45L44 250L46 251V252H44V253H46V254H44L43 252H40L41 253V255L39 254L38 256H36L37 258H35V257H33L32 256V258L30 259V258H27L26 257V252L25 251H28V249H29V251H28V253L30 252V251H33L34 249H33V245H32V243ZM43 243H42V242ZM149 242V243H145V242ZM158 241V242H157ZM162 241V242H161ZM209 241V242H208ZM214 241V242H213ZM17 242V243H16ZM19 242H20V244H19ZM133 242V243H132ZM142 242V243H141ZM155 244H154V243ZM157 242V243H156ZM160 242V243H159ZM10 243V244H9ZM16 243V244H15ZM22 243V244H21ZM28 243H30V245L28 244ZM50 243H51V245H50ZM57 243V244H56ZM67 243V244H66ZM97 243H98V246H97ZM107 243V242H106ZM105 243V244H106ZM123 243V244H122ZM152 243V244H151ZM212 243V244H211ZM218 243V244H217ZM4 244V245H3ZM102 246H101V245ZM133 246H132V245ZM140 244H141V248H140ZM144 244H146V245H144ZM149 244V245H148ZM154 244V245H153ZM210 244V246L208 247V245ZM215 246H214V245ZM221 246H220V245ZM6 245V246H5ZM12 245V246H11ZM32 245V246H31ZM36 245V246H35ZM42 245V246H43ZM59 245V246H58ZM69 247H68V246ZM151 245V246H150ZM211 245H213V246H211ZM9 246V247H8ZM15 246V247H14ZM20 246V247H19ZM58 246V247H57ZM63 246V248H65V249H67V250H65V249H60L61 247ZM75 246V247H74ZM128 248H126V247ZM134 246H136V247H134ZM145 246H147L146 248H145ZM217 246H219V247H217ZM132 247H134V249L132 248ZM142 247H143V249H142ZM151 247V248H150ZM164 247V248H163ZM223 247V248H222ZM12 248V249H11ZM18 248V249H17ZM19 248H21V249H19ZM54 248V249H53ZM72 248V249H71ZM102 248H104V250L102 249ZM145 248V249H144ZM156 248V249H155ZM212 249V251H211V249ZM218 248V249H217ZM48 249V250H47ZM102 249V250H101ZM125 249H127V250H125ZM139 249V250H138ZM164 249H165V251H164ZM75 250H76V252H75ZM79 251V253H77L78 251ZM105 250H107V251H105ZM110 250H112L114 253H112V251H111V254H110ZM135 250H134V252H135ZM217 250H218V252H217ZM224 250L226 251L225 253V255L223 254V255H221L220 253H224ZM21 252V254H20V252ZM125 251V252H124ZM159 251V252H158ZM216 251V252H215ZM53 252V253H52ZM69 252H71V253H69ZM81 252V253H80ZM97 252V253H96ZM143 252H144V254L145 255H143ZM164 252V253H163ZM168 253V254H166V253ZM27 253V254H28ZM60 253V254H59ZM85 253H86V255H85ZM108 253V254H107ZM135 253V254H136ZM160 253V254H159ZM216 253L218 254V256L216 255ZM49 254V258H47V256L46 255H48ZM70 254H72V255H70ZM80 254V255H79ZM82 254H84V256L82 255ZM93 254H94V256H93ZM123 254V255H124ZM30 255H32V253L30 252ZM43 255H45L46 256V258H47V261L49 262H47L44 258H43ZM68 257H67V256ZM17 256V257H16ZM40 256H41V258H42V260H41V258H40ZM44 256V257H45ZM51 256V257H50ZM87 256V257H86ZM110 258H109V257ZM7 257V258H6ZM25 257V258H24ZM54 257V258H53ZM72 257V258H71ZM89 257V258H88ZM93 257V258H92ZM95 257V258H94ZM98 257H99V259H98ZM102 257V258H101ZM150 257V258H151ZM27 258V259H26ZM34 258L37 260L36 262H35V260H34ZM74 258V259H73ZM85 258H86V260H85ZM118 258V259H117ZM149 258V259H150ZM163 258V259H162ZM221 258V259H220ZM48 259H50V261L48 260ZM56 259V260H55ZM90 259V260H89ZM98 259V260H97ZM105 259V260H104ZM123 259V260H122ZM156 259V260H155ZM160 259H162V261L160 260ZM30 260V261H29ZM32 260L34 261V262H32ZM38 260H40V262L38 261ZM44 260V261H43ZM53 260V261H52ZM102 260V261H101ZM122 260V261H121ZM42 261V262H41ZM92 261V262H91ZM95 261V262H94ZM144 261V260H143ZM153 261V262H152ZM154 261H156V262H154ZM220 261V262H219ZM47 262V263H46ZM91 262V263H90ZM94 262V263H93ZM98 262V263H97ZM126 262V263H125ZM125 262H123V264L125 263V264H131L129 261H125ZM144 264H149V262L147 261V262H144Z\"/></svg>",
  "mask_w": 264,
  "mask_h": 264
},
{
  "label": "snow or ice",
  "instance_id": "3",
  "mask_svg": "<svg viewBox=\"0 0 264 264\" xmlns=\"http://www.w3.org/2000/svg\"><path fill=\"white\" fill-rule=\"evenodd\" d=\"M0 107H2V104H0ZM8 116H9L10 119H14V117L12 116L11 113H8Z\"/></svg>",
  "mask_w": 264,
  "mask_h": 264
}]
</instances>
